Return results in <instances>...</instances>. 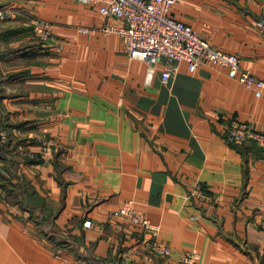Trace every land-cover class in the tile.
Instances as JSON below:
<instances>
[{"label": "crops", "instance_id": "1", "mask_svg": "<svg viewBox=\"0 0 264 264\" xmlns=\"http://www.w3.org/2000/svg\"><path fill=\"white\" fill-rule=\"evenodd\" d=\"M0 8V264H264V150L225 135L233 118L264 129V91L209 62L180 60L163 81L117 32L79 30L123 24L97 2ZM170 13L264 79V0H175ZM12 187L42 199L38 216ZM126 199L168 254L110 215Z\"/></svg>", "mask_w": 264, "mask_h": 264}, {"label": "built area", "instance_id": "2", "mask_svg": "<svg viewBox=\"0 0 264 264\" xmlns=\"http://www.w3.org/2000/svg\"><path fill=\"white\" fill-rule=\"evenodd\" d=\"M99 4L104 15L123 19V24H103L99 26H79V30L101 29L106 33L117 32L122 45L131 57L145 60L148 73L154 71L155 64L161 65V79L167 81L177 70L180 60L188 62L190 68L209 62L226 67L229 77L252 87L257 93L264 91V79L255 76L248 68L241 66L239 56L232 51L212 45L192 25L173 17L170 13L175 0H86ZM10 13V9H1L0 16ZM32 30L41 39L51 38L52 24L42 18H34ZM226 138L232 143L252 142L264 150V129L256 128L246 120L233 118L225 131ZM42 156V154L40 155ZM198 191L204 187L196 184ZM112 217H124L143 227L150 233L151 247L159 254H168L170 249L157 238V225L133 205L132 199H126L117 208L111 209ZM90 224V219L83 221ZM197 253H186L184 260H193Z\"/></svg>", "mask_w": 264, "mask_h": 264}, {"label": "trees", "instance_id": "3", "mask_svg": "<svg viewBox=\"0 0 264 264\" xmlns=\"http://www.w3.org/2000/svg\"><path fill=\"white\" fill-rule=\"evenodd\" d=\"M4 51L0 50V56L3 54ZM21 182V187L23 186L24 187V191L26 189V183L23 181V180H20ZM15 191H13V187L10 189L9 193L12 194L15 198L18 196H21V198L18 200L20 203H21V206L23 208H26L28 209L31 214L34 215V213L38 216L37 212H36V207H40L41 208V204L43 203L42 202V199L40 197H38L36 200L35 199H32L31 195H30V192L26 190V193L24 195L23 191H19V192H16L14 193ZM35 216V215H34Z\"/></svg>", "mask_w": 264, "mask_h": 264}, {"label": "rangeland", "instance_id": "4", "mask_svg": "<svg viewBox=\"0 0 264 264\" xmlns=\"http://www.w3.org/2000/svg\"><path fill=\"white\" fill-rule=\"evenodd\" d=\"M1 17V16H0Z\"/></svg>", "mask_w": 264, "mask_h": 264}]
</instances>
